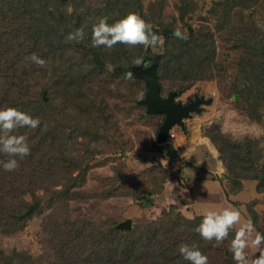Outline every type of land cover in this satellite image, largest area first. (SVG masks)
<instances>
[{
    "label": "trees",
    "instance_id": "obj_1",
    "mask_svg": "<svg viewBox=\"0 0 264 264\" xmlns=\"http://www.w3.org/2000/svg\"><path fill=\"white\" fill-rule=\"evenodd\" d=\"M259 1L210 0L209 7L210 13L218 21V29L227 30L234 38L233 48L241 52L235 60V57H231L234 68L232 84L234 88L241 86L235 91L237 100L258 105L256 108L259 109L249 114L252 118L260 116L264 107V23L259 25L243 10ZM185 4L184 7L179 6L181 16L189 8L188 3ZM68 6L74 9L71 15L67 13ZM141 8L142 0H0V108L16 107L33 118H39L41 122L34 130L20 128L13 133L26 135L31 148V154L22 160L16 157L19 167L9 172L0 163V232L13 233L23 227L33 212L43 211L40 203L42 196H35V189L42 187L51 209L55 208V213L49 212V216L45 215L41 222L47 245L54 256L47 264H190L179 252L182 244L196 245L209 260L217 252L228 253L227 248L224 252L222 247L225 241L232 240L234 232L218 247H214L215 241H204L195 231L202 221V215L196 214L194 219L189 220L179 210H174L173 204L170 208L162 206L157 218L125 229L117 222L93 225L83 217L70 219L68 203L76 198L78 192L68 193L66 190L61 196V189L50 191L48 182L63 173L60 162L71 163L63 155L62 149L52 151L51 147L52 141H56L58 134L63 132L50 125L55 118L50 116L56 99L52 94L51 81L59 86L71 77L94 78L111 73L112 79L121 73L108 71L109 65L121 60L132 64L140 55L141 51L137 50L142 46L117 44L111 50L92 47V27L102 17H107L108 23L112 24L129 12L140 14L152 24ZM235 15H238L236 20ZM152 25L153 31H158L157 26ZM189 27L190 33L185 34L187 39L177 38L173 27L165 26L161 31L165 40L164 51L161 60L153 59L158 61L156 74L160 89L164 79H176L182 88L195 80L212 77L214 69H220L222 65L216 58L214 39L211 36L199 38ZM78 28L83 29L84 40L79 43L66 42L68 34ZM33 53L47 62L45 67L26 59ZM34 77L39 82L31 83ZM57 91L55 89L54 93ZM138 100L136 102L146 111L145 104ZM94 107L93 103L86 106L88 116L92 115ZM77 128L80 126L71 127V132L76 133ZM209 129V136L224 166V178L229 181L233 192L241 191L244 182L249 179L256 181V192H264V147L260 141L253 137L232 138L222 132L219 123L212 124ZM71 138V135L66 137ZM64 143L62 140L61 144ZM152 148L166 159L177 155V149L171 142H154ZM176 157L181 162L189 163L178 155ZM10 158L0 153V162ZM169 174L173 176L175 172ZM216 178L222 181L221 176L216 175ZM224 186L223 190L228 196ZM154 192V189L147 188L134 198L144 206H150L156 203L151 196ZM26 194L38 199L28 202ZM253 199L245 205L249 211L248 204L252 208L248 218L253 221L255 229L264 234V228L258 222L259 212L252 207ZM231 203L237 204L234 200ZM28 204L33 207L24 214ZM214 248L217 251H213ZM0 264L38 262L30 254L12 249L0 255Z\"/></svg>",
    "mask_w": 264,
    "mask_h": 264
},
{
    "label": "rangeland",
    "instance_id": "obj_2",
    "mask_svg": "<svg viewBox=\"0 0 264 264\" xmlns=\"http://www.w3.org/2000/svg\"><path fill=\"white\" fill-rule=\"evenodd\" d=\"M185 3L189 8L181 16L179 6L184 7ZM209 7L210 0H142L141 11L157 26L158 35L165 26L188 34L191 26L199 38L211 36L214 39L216 58L222 63L220 69H214L212 77L195 80L182 88L176 79L161 81V95L176 90L175 99L182 103L195 95L210 99L201 104V111L191 112L182 119V124L175 123L169 129L174 134L169 137L168 133L166 142L174 144L177 155L189 163L181 162L177 155L163 158L152 148L157 142L156 134L164 113H147L145 107L136 102L139 93L145 95L146 88L139 78H125V71L121 70L125 60L109 65L108 71L121 72L112 79L109 73L94 78L71 77L59 86L51 81L56 99L50 116L55 118L50 125L52 128L56 126L59 132L63 131L56 141H52L51 147L52 151L62 149L71 163L61 161L63 173L48 183L50 191L61 189V196L66 190L68 193L78 192L68 203L70 219L83 217L93 225L117 222L118 226L128 229L157 218L161 207L170 208L171 204L175 205L174 210L185 216H194L213 207H234L241 210L242 218L247 219L252 208L248 204L249 211L245 205L254 198L252 207L259 212L258 222L264 228V192H256L253 179L247 180V187L253 188L250 194L233 192L229 181L224 178L219 151L208 133L212 124L219 123L226 135L235 139L257 138L264 147V107L260 116L252 118L249 114L259 109L257 104L237 100L235 91L241 86L234 88L232 84V58L235 60L241 52L233 48L234 38L227 30L218 29V21ZM243 13L263 25L264 0L244 9ZM137 51H141L138 57H153L151 48L139 47ZM157 51L160 54L154 58L161 60L164 46L158 47ZM30 81L39 82V79L34 77ZM55 89L58 90L56 93ZM91 103L95 107L88 116L85 108ZM77 126L80 128L76 133L71 132L70 128ZM68 135L72 138L66 139ZM62 140L64 144H61ZM171 171L175 172L173 176L169 174ZM216 175L221 176L222 181ZM147 188L155 191L151 196L156 203L150 206H144L134 198ZM35 193L37 197L42 196L43 211L33 212L23 227L13 233L0 232V255L15 249L30 254L38 264H47L54 256L47 245L41 222L49 212L55 213V208L51 209L42 187L38 186ZM37 197L25 195L28 202ZM231 200L237 204H232ZM230 243L225 241L222 247L224 252L227 248L228 253L215 252L209 264L236 263L228 251Z\"/></svg>",
    "mask_w": 264,
    "mask_h": 264
},
{
    "label": "clouds",
    "instance_id": "obj_3",
    "mask_svg": "<svg viewBox=\"0 0 264 264\" xmlns=\"http://www.w3.org/2000/svg\"><path fill=\"white\" fill-rule=\"evenodd\" d=\"M73 11L71 6L67 7L69 15ZM174 35L179 39H187V36L179 29H176ZM84 38L83 29L78 28L75 32L68 34L66 42L79 43ZM164 42V37L153 31V25L135 12H129L112 24L108 23L107 17H102L92 27V47H104L111 50L117 44H124L130 47L151 48L153 57L149 59L137 57L132 61V65L144 69L152 67L154 56L160 54L157 48L162 47ZM26 59L40 67H45L47 63L35 53ZM123 67H125V78L131 80L133 72L130 70V65H123ZM143 96V92L138 94L139 99H143ZM40 123L39 118H33L16 107L0 108V153L11 157L6 162H0L6 171H15L19 167L16 157L22 160L31 154L28 137L13 133L20 128L34 130L40 126ZM198 214L203 218L195 231L204 241H215L213 246L218 247L228 239L230 233L234 232L229 251L236 264H264V234L255 229L251 218H242L241 210L234 207H213ZM186 218L194 219L192 215H186ZM249 250H251V256ZM179 252L190 264H209L207 255L203 254L196 245L182 244L179 247ZM257 252L258 256L255 255Z\"/></svg>",
    "mask_w": 264,
    "mask_h": 264
},
{
    "label": "water",
    "instance_id": "obj_4",
    "mask_svg": "<svg viewBox=\"0 0 264 264\" xmlns=\"http://www.w3.org/2000/svg\"><path fill=\"white\" fill-rule=\"evenodd\" d=\"M123 65H130V70L133 72V75L144 81L146 87L145 95L143 99L138 100V102L145 104L146 112H162L165 115L156 134V140L158 143H164L167 141L168 131L173 124H182V119L190 116L191 112L201 111V103H207L210 101L209 98L204 99L203 97L198 96L186 103H181L174 98L177 94L176 90H170L166 95L162 96L160 93L159 80L156 74V67L158 65L157 60H153L152 67L148 69L122 63L121 69L124 71L125 67H123ZM31 208L32 204H28L23 213H28ZM126 223L128 224L129 221L126 220Z\"/></svg>",
    "mask_w": 264,
    "mask_h": 264
},
{
    "label": "crops",
    "instance_id": "obj_5",
    "mask_svg": "<svg viewBox=\"0 0 264 264\" xmlns=\"http://www.w3.org/2000/svg\"><path fill=\"white\" fill-rule=\"evenodd\" d=\"M248 184H249V183H248L247 181L244 182V186H243V188L241 189V191H239L241 194H242V193H247V192H249V194L251 193V190H253V188H252L251 186H248V187H247ZM246 187L248 188L247 190H246ZM239 192H238V193H239Z\"/></svg>",
    "mask_w": 264,
    "mask_h": 264
},
{
    "label": "flooded vegetation",
    "instance_id": "obj_6",
    "mask_svg": "<svg viewBox=\"0 0 264 264\" xmlns=\"http://www.w3.org/2000/svg\"><path fill=\"white\" fill-rule=\"evenodd\" d=\"M162 96H164V95H162ZM196 97H198V95H195L194 96V98H196ZM199 97H202V96H199ZM174 98H175V96H174ZM194 98H192V99H194ZM204 98V97H203ZM192 99H189V100H192ZM205 99V98H204ZM176 100V99H175ZM177 101V100H176ZM180 102V101H179ZM188 102V101H187ZM182 103V102H181ZM186 103V102H185ZM202 104V103H201Z\"/></svg>",
    "mask_w": 264,
    "mask_h": 264
},
{
    "label": "built area",
    "instance_id": "obj_7",
    "mask_svg": "<svg viewBox=\"0 0 264 264\" xmlns=\"http://www.w3.org/2000/svg\"><path fill=\"white\" fill-rule=\"evenodd\" d=\"M168 133H169V137L173 136V134H174V133L171 132V131H170V132L168 131Z\"/></svg>",
    "mask_w": 264,
    "mask_h": 264
}]
</instances>
